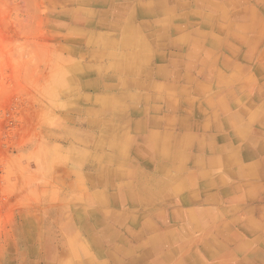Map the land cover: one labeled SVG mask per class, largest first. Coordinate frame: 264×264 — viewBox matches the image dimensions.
<instances>
[{"label": "rangeland", "instance_id": "rangeland-1", "mask_svg": "<svg viewBox=\"0 0 264 264\" xmlns=\"http://www.w3.org/2000/svg\"><path fill=\"white\" fill-rule=\"evenodd\" d=\"M244 110L264 115V0H0V264H264V125ZM151 133L182 167L140 152ZM199 190L219 199L187 215Z\"/></svg>", "mask_w": 264, "mask_h": 264}, {"label": "bare ground", "instance_id": "bare-ground-1", "mask_svg": "<svg viewBox=\"0 0 264 264\" xmlns=\"http://www.w3.org/2000/svg\"><path fill=\"white\" fill-rule=\"evenodd\" d=\"M142 4H144V3L138 2L137 5H135V6H132L131 5L129 13L127 11V15L130 17V16H132L134 14L135 15L138 14V11H139L138 8H151L150 7L151 6L150 4H147L145 6L140 7ZM160 4H162L163 6H165V2L159 1L156 4V6L158 7V8H156V11H163L164 8H162ZM121 10H122V8L119 7V5H117V7L115 8V10L113 11V13H118L117 18H120V19H121V14H120V11ZM127 24H128V30L125 33V41H126L125 42V47H127V49H131V51H133L132 49L134 47V45H133L134 38H132V37L135 35V33H134L133 29L131 28V25L128 22H127ZM135 62H136L135 57H133L131 59V61H127L126 60V64L125 65H124V61H123V65L124 66L122 65V61L120 63L116 64V68L123 70L124 76L135 75L136 73H139V70L138 71L136 70L137 69V66H136V63ZM129 78H128V82L131 79V78L130 79ZM139 98H140L139 96H135L133 99H136L137 100ZM261 124L264 125V121H261ZM149 135H150L149 138L143 137L141 139V150H140L141 153H143V154L146 155L145 150L148 147H151V149L149 150V154L155 153V155L156 154L157 155H160L166 149V153L164 155L170 157L171 160L174 161V163L176 162L175 163L176 166H179V167H182L183 166V160L182 159H177L176 156H175L177 154L174 151V145L175 144L167 136H164L162 138L160 136L157 137V136H155L156 133H151ZM186 140H187V143H188V139H186ZM117 147H119V146H117ZM118 150H119V152L120 151L122 152V153H120V156L123 157L124 156V153H125V150L123 149V147H119ZM247 152L249 154H251V155L247 154ZM252 152H254V151L250 147H247V150H246L245 153H246V155L248 157L249 156H251V157L253 156V153ZM262 160H264V159H262ZM165 162L166 161H162L160 163V165H159V168H160L159 169V172L160 173H164V170L167 168V163H165ZM262 163H259V164H262ZM262 166H264V164H262ZM260 168L263 169L264 167H260ZM131 169H132L131 165H128L127 167H125V172H129ZM263 171H264V169H263ZM105 175L109 179L111 176H113V170H111V169H109L107 167L106 170H105V173L102 175V177L105 176ZM147 184H148V179L143 180V183H138L141 196L152 197L153 194L155 195V193L153 191H157L158 192L159 191V188H160V191H163L162 190V186H160V184L157 185L155 188H152V189L149 188L147 186ZM105 238L108 239V241L111 240V235L108 234L107 229H106V237Z\"/></svg>", "mask_w": 264, "mask_h": 264}, {"label": "crops", "instance_id": "crops-1", "mask_svg": "<svg viewBox=\"0 0 264 264\" xmlns=\"http://www.w3.org/2000/svg\"><path fill=\"white\" fill-rule=\"evenodd\" d=\"M242 112L245 113V115L247 116L246 119H248L249 121H251V120L264 121V115H258L256 112L249 111V110H244ZM233 119L236 122V120H235L236 116H233ZM260 123L261 122H259V124ZM236 127L238 128V131L233 130V134L236 135L235 139L238 138V139L241 140V135L242 134H246L247 138L245 139L246 142H244L246 145H251V147H256V146L260 147L261 146V145H258V138H259L260 135H264V133H261L260 135H256V134H252L253 133V128H251V127H248V126L246 127V126H243V125H238ZM244 128L247 129V130H243ZM216 129H219V128H216ZM219 135L220 134H216L214 137L212 136V137L209 138V140H210L209 141V143H210L209 144V151L211 152V154L206 156V157H202V161L204 159L210 157V156H213V155L217 154V153L218 154L220 153L222 155L225 153V147H226V145L224 144L225 143V139H224V142L222 141V143H221L220 140L222 138H220ZM250 137H251V139H250ZM241 146H242V143H241ZM258 147H256V148H258ZM242 148H240L238 150L235 147V150L232 149V151H241ZM211 149H215L216 151H212ZM251 149L254 151L253 148H251ZM261 151L262 150H259V152H261ZM221 152H223V153H221ZM263 158H264L263 156H260V155L257 154L255 162L257 163L258 159H263ZM220 166L224 167V165H220ZM211 169H215V168L211 167ZM208 181H210V180H208ZM223 181H224L223 177L222 178L220 177L219 179H216V177H215L214 182L211 181V183L219 184L220 182H223ZM217 199H219V197L217 196V193L215 191L206 192V193L202 194L200 192V190H199V192L197 194H193V193L187 194L183 198V200L185 202H187L186 204L191 206L190 210L187 209L188 210L187 211V215H191V216H197L199 214H202L203 216L209 215V212L205 211V209H204V203L205 202H209V201H214L215 202V201H217ZM174 212L177 213L176 209L174 210ZM205 242H206V240H205ZM216 244L217 243L214 240H212V241L208 240V242L204 244L203 248L207 252V254H212L213 255L214 252H215V250H213V249H215ZM218 245H219V243H218ZM208 262L209 261H207L206 263H208ZM214 263H216V262H214Z\"/></svg>", "mask_w": 264, "mask_h": 264}]
</instances>
